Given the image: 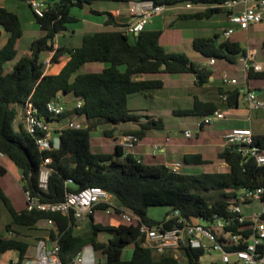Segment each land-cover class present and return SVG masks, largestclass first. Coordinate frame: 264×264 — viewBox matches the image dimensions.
Here are the masks:
<instances>
[{"label":"trees","instance_id":"trees-1","mask_svg":"<svg viewBox=\"0 0 264 264\" xmlns=\"http://www.w3.org/2000/svg\"><path fill=\"white\" fill-rule=\"evenodd\" d=\"M44 1V15L34 18L45 34L34 38L28 45L29 54L18 58L16 43L23 36L21 20L18 14L0 6V25L8 33L6 42L0 47V152L19 170L23 190L29 189L41 201L59 202L69 191L97 185L111 193L119 206L137 214L143 222L157 224L164 222V219L156 221L149 218L147 209L150 206H169L170 211L178 210L183 216L199 217L206 221L212 219L214 214H229V204L237 202L236 190L243 187L264 188V165H257L254 158L243 156L236 144H224L216 154L226 163L228 170L193 173L174 172L163 163H145L118 143L111 152L92 149L91 132L99 124L116 126L135 122L138 127L127 130L125 134L135 135L139 140L150 130L164 128L162 118L133 113L128 106L131 95L139 93L150 98L153 91L164 87L159 74H190L197 87L210 83L209 78L213 75L210 67L192 60L184 52H167L162 47L161 29L144 28L135 35L114 22V13L106 12L105 24L115 29L85 33L76 47H54L55 36L66 30L67 24L78 20L71 12L73 7L82 9L100 1H148L164 7L190 2L205 7L180 13L177 19H204L226 13L227 9L221 4L227 0ZM219 37V33L195 36L192 48L207 59H221L229 63L238 62L239 56L246 54V48L238 39L219 40ZM260 47L264 54V37ZM49 53L51 63L69 57L57 74L44 72L42 55ZM93 62L105 65L98 71H79L85 64ZM8 63L10 66H6ZM263 78L264 70L254 71L251 68L247 73V79ZM218 91L219 99H202L194 95L189 107L173 112L201 118L218 109L238 107L239 93L236 87H219ZM223 94L226 95L225 99L222 98ZM57 95H71L73 100L81 99L82 104L53 118L46 112L45 104ZM26 101L33 103L38 116H43L52 124L62 125L55 130L59 139L57 147L41 151L36 142L42 134L40 131L33 134L27 132L21 119L14 127ZM74 117H84L85 121L78 128L65 125V120ZM202 128L203 125L199 129ZM102 133L112 137L113 130L103 129ZM253 145L264 147V134H253ZM46 157L50 158L48 166L51 172L47 191H41L38 188L39 168ZM182 162L184 165H203L209 161L203 158L202 153L196 152L184 154ZM4 172L0 164V173ZM0 203L9 215V221L0 228V254L16 252V260L12 264H23L30 245L29 241L20 237L15 227L39 229L37 224L41 221L51 222L47 238L57 240L62 264H71L76 253L86 246H91L103 256V260L99 259L96 264H180L172 253L157 254L152 246L146 245L137 223L102 224L95 221L94 210H104V204L93 207L86 217L87 229L76 233L77 223L69 214L15 208L1 184ZM1 221L0 207V226ZM243 226L244 223L235 221L225 230L238 233ZM244 232L248 234L249 231L246 229ZM100 233L107 234L106 240L99 238ZM131 244L130 257L122 258L123 251ZM235 248H244V245L238 244ZM180 251L190 264H199L205 255L201 248H182Z\"/></svg>","mask_w":264,"mask_h":264},{"label":"built area","instance_id":"built-area-1","mask_svg":"<svg viewBox=\"0 0 264 264\" xmlns=\"http://www.w3.org/2000/svg\"><path fill=\"white\" fill-rule=\"evenodd\" d=\"M32 14L37 17L44 15L46 7L44 0H24ZM241 5V10H235V7ZM227 9L226 16L228 22L232 25L222 28L220 38L230 39L235 29L247 30L250 24L259 23L264 13V0H227L221 4ZM205 6L201 4L185 3L184 8L190 10H202ZM164 6L153 5L152 3L138 2L129 9L134 20L125 26V30L129 33H139L145 28L150 18L154 15L161 14ZM256 50L246 49V54L238 58L241 63V71L243 73V81L239 83L235 77H229L223 71L221 74V82L224 86H232L238 89V99L242 103H246L249 108L262 109L264 111V102L257 99V92L248 84L247 73L252 68L254 71H263L264 65L255 61ZM216 60L209 58L203 65L212 66ZM223 99L226 95L223 94ZM74 107H80L81 99H72ZM46 112L51 114L53 118L61 115L68 107L61 95H57L45 104ZM225 118V113L221 110H215L213 113L200 118L198 128L201 125L209 124L218 119ZM21 120L27 132L33 134L41 132L37 138V146L39 150H49L58 146V134L55 130H59L62 125L47 121L43 116L37 115V109L31 101H26L21 111ZM65 125L78 128L81 123H75L72 119L66 120ZM186 138H190L192 133L189 129L183 131ZM226 142L238 145V151L243 156L254 158L257 165H264V147L260 148L253 145V132L249 127H235L225 135ZM139 139L132 134H123L119 138V144L126 150L132 152ZM226 143V144H227ZM161 146L153 145V153L160 150ZM3 154L0 152V158ZM50 158L43 159L39 168L38 188L41 191H47L48 177L51 168L48 166ZM181 163L177 161H168L165 166L171 171H180ZM264 188L243 187L236 190L237 202L229 204V214L226 216H218L214 214L210 220H202L199 217L183 216L178 210L170 211L164 218V222L157 224H147L132 211L119 206L113 195L97 185L86 186L78 191H69L66 193L64 200L59 202H45L34 196L29 189L23 190V195L28 210L54 211L69 214L75 221L87 217V214L97 204H104V211L107 214L116 213L126 223H137L139 233L144 238L146 245L152 246L157 254L178 252L182 248H201L204 254L212 251L217 253V260L220 264H264ZM259 200L261 203L260 210L252 212L250 215H243L240 210V201ZM201 220L202 222H200ZM237 221L244 223L240 228V232L233 233L225 230L226 226ZM51 226V222L49 221ZM248 234H245V230ZM49 240V239H48ZM38 239L36 242V258L34 264H62L58 250L57 240ZM208 241V242H207ZM238 244H243L244 248H235ZM84 248L77 252L71 264H86L83 252Z\"/></svg>","mask_w":264,"mask_h":264},{"label":"rangeland","instance_id":"rangeland-1","mask_svg":"<svg viewBox=\"0 0 264 264\" xmlns=\"http://www.w3.org/2000/svg\"><path fill=\"white\" fill-rule=\"evenodd\" d=\"M8 7L16 11L20 15V19L23 26L24 34L16 43L17 49V58L22 56L23 51L29 45V43L36 37L43 36L45 31L40 29L34 15L30 12L28 6L23 4L22 8L15 7V2L13 0H7ZM118 5L115 2H94L91 5H87L82 9L73 7L71 9L72 14H74L78 20L76 22H71L67 24V29L58 33V41L61 44L67 45H79L80 44V33L81 32H92L98 30H108L107 25L102 24L104 17L102 15L92 14L90 12L91 8L99 7H114ZM126 4H123V7H126ZM242 6L238 5L235 7V10H241ZM185 9L184 4H178L174 6L164 7L163 12L160 15L154 17L155 24L151 27L161 29L162 33L160 36V44L167 52H184L194 61H204L208 59L201 56L199 53L193 50L191 39L189 36H212L214 33L220 34V22L223 17L219 15H214L211 18H205V26L198 29L194 33L192 31L184 30L181 28V22L176 24L172 23V26L164 24L171 13L180 14L184 13ZM165 17V18H164ZM93 19L98 22L96 25L87 23L83 20ZM178 22V21H177ZM248 39L243 32L242 35L234 34L232 38L238 39L243 47L247 45H256L260 46V41L264 37V21L258 24H250L247 28ZM219 40H222L219 37ZM6 42L5 38L0 39V47ZM28 48V47H27ZM246 48V47H245ZM49 54H43L44 68L49 71L48 62L45 61L48 59ZM105 64L93 62L88 63L86 66L81 68V72L85 71H98L104 67ZM6 66H10L8 63ZM48 67V68H47ZM214 80L210 83L204 84L202 87L194 86L192 81V75L190 74H168L163 73L159 74L164 81V87L159 90L152 92L151 97H144L142 94H133L129 98L128 106L133 113L139 114H150L154 115L157 118H162L164 122V129L155 130L160 137L168 136L172 139L171 143L176 144V147H181V144H189L193 142H199L203 144V151L205 152V158L209 161L204 166L203 165H181L180 170L186 173L201 172V171H226L227 166L223 165L220 159L217 158V152L221 150L224 144H226L225 135L228 134L233 128L229 116H226L223 119H218L209 124H204L202 129L198 128V122L200 118L193 115H178L173 111L178 109L187 108L191 105L192 98L194 95L199 96L202 99H219L218 88H224L221 82V74L225 71L229 77L234 76L239 83L243 81V73L241 71V63H229L225 60L216 59V63L210 66ZM264 83L263 79H248V84L252 87L255 84ZM257 99L264 102V89L261 93L257 95ZM66 102V99H63ZM74 102H71L73 105ZM246 104V103H244ZM68 105V104H66ZM247 105V104H246ZM249 108V107H248ZM250 109V116L253 115L252 125L258 132H264V111L262 109ZM222 110V109H221ZM21 119V110L18 113L17 119L15 120L14 127H17V122ZM75 123H83L85 121L84 117H74L71 118ZM140 120H144L141 117ZM133 122L121 123L119 126L121 128L131 127ZM248 124V123H247ZM111 124H99L91 132V146L93 150H101L105 152L113 151L114 140L112 137L104 136L101 130L111 127ZM239 126V125H238ZM249 126V125H247ZM189 129L192 133L190 138H186L183 135V131ZM102 133V134H101ZM209 141V142H208ZM0 164L4 167L5 172L0 173V184L9 197L11 203L17 209H21L26 206L21 175L17 167L6 157L2 156L0 158ZM213 194V193H212ZM240 210L243 215H250L254 211L260 210L261 203L259 200L253 201H240L239 202ZM2 221L0 228L9 221V215L5 207L0 203ZM170 211L169 206H150L147 209V216L153 220L161 221L166 216L167 212ZM94 219L97 222L102 224H119L126 223L119 215L116 213L107 214L104 210L96 209L93 213ZM202 222L201 220H199ZM77 226L75 228L76 233L84 232L87 229V218H83L76 221ZM39 229H28L24 227H15L16 230L20 232V237L29 241L30 244H35L38 239L45 238L48 234L47 229L50 227V224L47 222H39L37 224ZM41 228V229H40ZM99 238L101 240H106L107 234L100 233ZM208 242V241H207ZM133 245H129L125 248L122 253V258L127 259L130 257L132 252ZM93 248L90 246L84 247V256H90ZM32 252V247L29 248V253ZM172 254L178 258L180 264H190L184 257L181 251L172 252ZM96 258L94 264L97 263L99 259L103 260V256L99 252H95ZM211 260H217V253L212 251L209 254H205L201 257V262L199 264H210Z\"/></svg>","mask_w":264,"mask_h":264},{"label":"crops","instance_id":"crops-1","mask_svg":"<svg viewBox=\"0 0 264 264\" xmlns=\"http://www.w3.org/2000/svg\"><path fill=\"white\" fill-rule=\"evenodd\" d=\"M13 2H15V7H17V8H20V7L22 8L23 4H26V6H28V4L24 0H13ZM100 2H108V1H100ZM111 2H114V1H111ZM115 3H117L118 5H116L114 7H107L106 6V7H99V8H91L90 12L92 14L102 15L104 17L102 24H104V25H106L105 23H106V18H107L105 13L106 12H112V13H114V16H113L114 22H116L120 25H123V28H125V26L128 23H130L134 20V16L130 14L129 9L132 5H136V3H138V2L132 1V2H128V3H125V2H115ZM123 4H126L127 6L123 7ZM7 5H8L7 0H0V6L5 7L8 10H11ZM28 8H29V6H28ZM29 10H30V8H29ZM11 11H13V10H11ZM192 11H195V10H185L184 13L192 12ZM13 12L18 14L16 11H13ZM30 12H31V10H30ZM157 15H160V14H157ZM157 15H154L150 18L149 22L145 25L146 29H159V28L151 27L153 24H155L154 17ZM216 15L223 17L222 21L220 22V25H221L220 32H221L222 28L232 26L228 22L225 12L220 13V14H215V16ZM18 16L20 18L19 14H18ZM177 16H178V14H175L173 12L168 17H166V18L164 17L165 19H167L166 22L164 21V24L170 26L171 23L176 22V24H178L179 22H181V28H184V30L192 31L191 33H194V34H195V31H197L198 29L203 28L205 26V23H204L205 18L204 19H177ZM83 20H85V18H83ZM85 21H87V23H90L92 25L98 24V22L93 20V19H86ZM262 21H264V13H263L262 20L260 22H262ZM256 24H258V23H256ZM107 26L109 27L108 30L116 28L112 25H107ZM92 32H94V31H92ZM243 32H245V35L248 39L247 30H240V29L236 28L234 34L242 35ZM85 33H88V32H81L80 33V43H81V38ZM23 34H24V31H23ZM58 36H59V34H57L54 38V47H57L60 45H65L67 47H76V46L80 45L79 44V45H72L71 46V45H67V44H61L57 39ZM195 36H189L188 37L191 39V43H192L193 37H195ZM198 36H200V35H198ZM232 36L230 37V39L232 38ZM7 37H8V33L0 25V39L1 38L7 39ZM260 44H261V41H260ZM27 47L23 51V53H24L23 55L29 54V48H27ZM245 47H246V49H249V50L250 49L256 50L255 61L260 62L264 65V54H263L260 46L258 47V46L253 44L251 46L247 45ZM50 55H51V53H49L48 59L45 60L48 62V67H50L49 68L50 70L47 71V69L44 68V72L47 74H57L61 70V68L63 67V65L65 64V62L68 60L69 57L66 56L64 58V60L61 62L51 63L49 61ZM197 62H199L200 64L203 65L207 61L206 62L197 61ZM84 66H86V64ZM84 66H82V67H84ZM81 68L79 69V71L81 70ZM212 80H214L213 75L210 76V78H209V81H212ZM192 81H193V78H192ZM252 88L255 89V91L257 92V95H258L261 93L262 89H264V83L255 84L252 86ZM62 98L66 99V102H67L66 104H68L67 107H68V109H70L72 107L71 95H66V96L62 95ZM222 111L225 113V117L226 116L230 117V120H232L231 125L233 127H249V128H251L254 135L255 134H264V132H258L256 130V128H254V126L252 125L253 115L250 116L251 113H250V109L248 108V105L242 103L241 100H239V104H238L237 108L222 109ZM141 121H143V120H141ZM53 125H55V124H53ZM247 125H249V126H247ZM137 127H138V124L133 122L132 126L127 127V128H121L119 125H116V126L112 125L111 127L106 128V129H112L113 130V133H112V138L114 140L113 148H114L115 143L119 144V138L121 135L125 134L127 130L134 129ZM102 131L103 130H101V132ZM171 141H172V139L168 136V134L165 135L164 137L163 136L160 137V135L158 133H156L155 130H150L147 132V134L144 138H142L138 141V143L133 148L132 153L135 154L140 160H142L145 163H163L164 165L168 161H177V162H180L182 165H184L182 162V157L184 154H188V153L200 152V153H202L203 158H205V155H204L205 152L203 151V146H202L203 144H199V142H193V143H189L187 145L181 144V147L177 148L176 144L171 143ZM155 144L161 146V148H160V150L153 153V145H155ZM204 165L205 164H203V166ZM223 165H226V163H223ZM190 166H195V165H190ZM227 170H228V166H227ZM41 239H43V238H41ZM44 239H47V243L49 245L50 241L48 240L47 236ZM30 247H32V252L29 253ZM92 251H93V253H91L90 256H87L85 258L86 264H94V262H95V258H96L95 251L93 249H92ZM26 255H27V259H25L23 264H34L33 260L36 258V243L29 245L27 252H26ZM15 260H16V252H14V251H6V252L0 254V264H12L13 261H15Z\"/></svg>","mask_w":264,"mask_h":264},{"label":"water","instance_id":"water-1","mask_svg":"<svg viewBox=\"0 0 264 264\" xmlns=\"http://www.w3.org/2000/svg\"><path fill=\"white\" fill-rule=\"evenodd\" d=\"M135 35H138V33H136Z\"/></svg>","mask_w":264,"mask_h":264}]
</instances>
